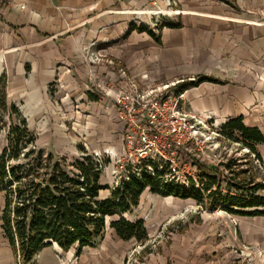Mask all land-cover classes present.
Masks as SVG:
<instances>
[{
	"label": "rangeland",
	"instance_id": "obj_1",
	"mask_svg": "<svg viewBox=\"0 0 264 264\" xmlns=\"http://www.w3.org/2000/svg\"><path fill=\"white\" fill-rule=\"evenodd\" d=\"M124 1L123 10L132 11L126 13L128 22L137 26L146 24L156 33L166 24L184 22V33L195 34L200 39L204 38L203 34L208 35L209 41H213L212 50L208 45L206 49L201 47V42H196L193 48L199 52L197 45L201 47L200 56L195 53L200 58L197 73L213 74L211 76L215 78L229 81L238 93H244V123L257 125L264 132V0ZM155 10L160 12L153 14ZM135 11L137 13H133ZM107 14L111 13L96 14L92 19ZM200 20H207L205 26ZM190 21L194 22L193 25ZM222 23H226L224 28ZM248 24L255 26L254 34L250 36L247 33ZM115 25L111 22L97 30L90 50L94 61L87 56L83 62V75L68 81H43L39 79L41 76L26 70L30 56L25 50L29 41L25 33L27 29L18 26L14 32L0 26V54L3 55L0 73L8 75V100L15 102L27 118L29 129L37 136L36 144L69 160L83 157L85 153L99 159L109 158L111 163L104 168L102 182L113 188L116 187L113 171L118 153L113 156L110 151L120 144V130L112 119L113 113L104 104L109 101L95 87L107 74L115 73L121 67L128 70L120 59L122 45L127 41L123 38L124 34L106 37ZM179 36L175 33L171 39H178ZM144 50L151 49L147 47ZM176 58V54L168 59L166 56L158 58L157 68H148L149 85L167 84L161 80L169 82L178 74ZM198 65L195 63V68ZM100 66L107 67V71L101 73ZM192 77H184L180 81L191 80ZM90 92L97 93L99 103L89 98ZM217 121V118L213 119L221 127L223 124ZM7 136V129L0 132V153L7 146ZM216 139L213 147L204 154L205 158L215 161L200 163L198 159V164L215 166L224 171L222 177L230 180L232 172L225 165L233 161L237 163L233 167L236 173L251 170L256 181L264 183V167L254 155H248V150L239 143H232L222 136ZM258 150L264 161V145ZM110 194L111 190L106 189L101 197L107 198ZM140 201L141 204L126 216L145 220L149 230L146 242L141 243L134 238L121 240L109 227L108 220L102 239L94 246H87L80 254L76 246L69 251L55 245L46 246L29 264H264V216L233 215L222 207L213 211L208 204L201 206L193 199L182 200L157 194L150 188ZM3 207V194L0 193V217ZM1 226L0 220V264H23L10 249Z\"/></svg>",
	"mask_w": 264,
	"mask_h": 264
},
{
	"label": "trees",
	"instance_id": "obj_2",
	"mask_svg": "<svg viewBox=\"0 0 264 264\" xmlns=\"http://www.w3.org/2000/svg\"><path fill=\"white\" fill-rule=\"evenodd\" d=\"M166 26V25H165ZM175 26L180 27V24ZM147 31L161 40L142 24ZM220 83V79L202 74L179 83L181 92L203 82ZM6 76L0 77V132L7 129V146L0 153V193L3 209L0 220L7 243L23 264L31 263L46 246H58L64 251L77 247L80 254L94 246L105 235L108 226L123 241L133 238L144 243L149 239L144 219H129L126 215L141 204V197L150 188L154 193L210 205L211 210L222 207L227 213L242 216H264V183L256 181L251 170L238 172L231 161L229 179L209 164H198L197 181L190 187L170 181L169 170L157 169V163H144L130 170V178L115 188L102 182L109 158L99 159L85 153L69 160L65 156L38 146L37 136L29 129L28 121L19 108L8 100ZM220 134L224 139L239 143L248 155L255 156L264 167L258 147L264 144V134L238 116L223 123ZM156 170L152 172L148 165ZM242 177V178H241ZM239 179V180H237ZM111 190L102 198L103 190ZM224 189H227L224 192Z\"/></svg>",
	"mask_w": 264,
	"mask_h": 264
},
{
	"label": "crops",
	"instance_id": "obj_3",
	"mask_svg": "<svg viewBox=\"0 0 264 264\" xmlns=\"http://www.w3.org/2000/svg\"><path fill=\"white\" fill-rule=\"evenodd\" d=\"M22 4H25L24 8H21ZM124 6V0H10V4H6V6L0 9V26L8 28V30L12 29L14 32L18 26L22 29H27L25 33L29 41L27 42L28 44L26 43L25 45V50L30 53H28L30 56L27 60L28 67L26 70H31L32 74H37L39 77L41 76L39 79L43 81H68L78 78V75H83L85 71L83 67L85 58L88 56L90 61L91 58H93V54L90 53V50L93 47L92 42L96 40L97 30L103 25L110 24L111 22H114L116 27H114L111 34L106 37H116L117 35L124 34L123 38L127 39V41L122 45L123 50L120 59L128 68L129 73L133 75L140 84L149 85L151 82L147 81L149 74L148 68H157L158 58L166 56V59H168L172 57V54L177 55L176 59L178 64H175L178 67V74L174 75L169 82L162 79L161 81H164L163 83L172 84L184 77H192L190 74L198 72L200 58L197 57V55L201 54L200 48L204 47L206 49L207 45L209 49L214 47L213 41H209L208 35L201 32L204 38L201 37L200 39L196 38L195 34L190 35L189 33L187 34V32L184 33V22H180V27L175 26L177 25L175 23L171 25L166 24L160 32L156 33L148 26L155 34L160 33L161 40L158 41V39L151 36L149 32L138 30L140 26L135 25L131 21L128 22L127 15L124 14V12H126V9L123 10V8H125ZM178 6L182 8L180 3ZM107 11L111 14L101 17L97 16L98 18L93 20L96 14L100 15ZM112 12L117 14H112ZM200 21L202 26H205L204 23H207V20ZM193 23V21H190L191 25H193ZM225 24L226 23H222L221 27L224 28ZM232 25L234 27L238 26L235 24H231V26ZM247 27L248 35L250 36L251 33L254 34L255 26L248 24ZM193 28L196 29L195 26ZM175 33H178L180 36L178 39L173 40L171 39V35ZM246 41L249 43V39ZM196 42H201V47L197 45L199 52L193 50ZM28 46H31L30 50ZM147 47L151 49L150 51L148 50L149 52L144 50V48ZM87 48H89V50H87ZM112 53L111 55H114ZM1 55L2 54H0V56ZM2 60L3 55L0 61ZM195 63L198 65L196 68L194 66ZM99 68L101 73L107 71V67L104 69L103 66H100ZM202 74L208 73H197L193 77ZM1 76H6L8 85L7 73H0V77ZM220 80V83L206 81L199 86L188 87L185 92H183L187 106L201 114L207 113L208 115H212L215 119L217 118L221 124L238 116H243L245 120L246 109L244 107V93H238L235 86L230 85L229 81ZM89 98L99 103L96 92H90ZM11 103L17 106L15 102ZM104 104H107V108L113 113L112 119L118 124L120 130V144H118V147L116 146L114 150L110 151L114 156L115 153L120 154L122 150V133L124 127L116 117V112L113 110L112 105L108 102ZM254 126L260 129L259 126ZM262 133L264 134V132ZM263 145L264 144L260 146Z\"/></svg>",
	"mask_w": 264,
	"mask_h": 264
},
{
	"label": "built area",
	"instance_id": "obj_4",
	"mask_svg": "<svg viewBox=\"0 0 264 264\" xmlns=\"http://www.w3.org/2000/svg\"><path fill=\"white\" fill-rule=\"evenodd\" d=\"M6 4L10 0H0V9ZM181 82L142 85L123 67L98 81L95 88L112 105L124 127L122 150L113 171L116 185L130 178V170L154 162L159 171L164 167L169 170L170 181L190 187V179L197 181L199 175L196 160L215 161L204 154L221 136L220 127L212 115L187 106L177 86ZM148 168L156 171L151 164Z\"/></svg>",
	"mask_w": 264,
	"mask_h": 264
},
{
	"label": "bare ground",
	"instance_id": "obj_5",
	"mask_svg": "<svg viewBox=\"0 0 264 264\" xmlns=\"http://www.w3.org/2000/svg\"><path fill=\"white\" fill-rule=\"evenodd\" d=\"M121 12V11H120ZM132 11H129V10H126V12H124V14L126 13H131ZM157 12H160L158 10H155V12H152L153 14L157 13ZM123 13V12H122ZM133 13H137V11L133 12Z\"/></svg>",
	"mask_w": 264,
	"mask_h": 264
}]
</instances>
